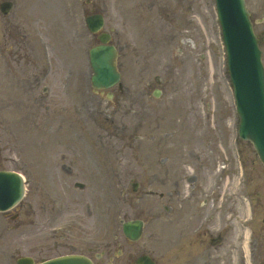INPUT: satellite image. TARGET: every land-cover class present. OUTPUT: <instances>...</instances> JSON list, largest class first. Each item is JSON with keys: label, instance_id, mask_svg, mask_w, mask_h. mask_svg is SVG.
Segmentation results:
<instances>
[{"label": "rangeland", "instance_id": "374dc122", "mask_svg": "<svg viewBox=\"0 0 264 264\" xmlns=\"http://www.w3.org/2000/svg\"><path fill=\"white\" fill-rule=\"evenodd\" d=\"M85 2L15 0L14 11L21 23L1 25L0 19V169L22 172L29 188L16 208L0 213V254L3 256L2 259L0 255V264H10V261L16 264L20 255L49 258L75 252L93 257L102 251L104 255L96 264H128L145 245L153 253L155 250L156 256H162L157 252L159 239L154 231L158 221L148 214L142 215L147 221L144 235L133 246L128 245L120 233L119 218L109 229L105 214L106 189L93 183L108 180L97 172L98 165L94 161L95 155L108 160L104 166L111 169V173L119 171L117 181L124 187H129L132 179L147 182L156 168L146 163L143 168L139 167L140 160L143 161L139 151L156 149L149 134H166L170 130L174 137L162 139L167 146H163V150H172V155L179 154L186 160L183 153L192 149L198 176L208 187L210 183L215 185L223 175V198L214 205L221 213V220L216 224L224 228L226 240L235 241L239 231L237 227L236 233L233 231V215L240 214L242 222L246 223L250 195L253 200L264 202V169L259 159L251 161L254 155L251 143L238 138V115L215 1L193 0V8L178 13L186 22L189 20L180 32L177 30V34L182 33L186 38L174 44L160 42L151 55L143 57L133 54L134 49L140 47L138 41L145 38V25H137L144 14L142 11H129V0ZM247 3L256 20L262 21L264 0H247ZM91 9L105 14V29L113 27L114 38L129 42L134 48L130 54L120 57L123 62L121 82L128 85L131 92L128 102L118 99L110 102L105 94L88 87L90 68L84 57V44H91L94 38L84 25V18ZM160 20V25H152L150 29L164 39L163 34L171 29ZM146 67L151 70L149 73L163 80L165 92L158 99L142 100L139 74ZM44 68L48 73L42 76ZM77 70L79 86L74 88ZM30 84H34L31 90ZM44 86L47 87L45 94ZM39 96L43 100L37 105L35 99ZM146 113L152 119L145 123ZM105 117L107 119L102 121ZM111 118L119 120V126L124 125L127 130V138L117 147L113 146L115 138L110 136L107 126ZM156 122L158 131L154 130ZM142 134L147 135V139L141 141ZM116 149H124L126 153L120 154L133 157L122 159ZM181 159H171L170 168L178 170ZM144 162H147L145 158ZM63 163L69 168V174L63 171ZM182 169L186 170V165ZM76 181L84 182L85 187H77ZM32 197L37 209L34 217L28 208ZM132 202V199L124 203L119 200L114 208L120 204L125 211L135 212L129 207ZM143 202L155 207L153 197ZM58 204H61L60 210ZM257 210L258 216L264 214V203ZM14 213L20 216L12 219ZM184 215L180 221L161 217L164 228H171L169 235L181 234L180 229L186 225ZM49 217L52 219L46 221ZM116 226L119 227L118 243L111 240ZM53 227H62L58 229L64 232L53 237L47 231L52 233ZM108 243V252H114L111 255L105 253ZM121 250L123 253L117 257L115 254H120Z\"/></svg>", "mask_w": 264, "mask_h": 264}, {"label": "water", "instance_id": "95a60500", "mask_svg": "<svg viewBox=\"0 0 264 264\" xmlns=\"http://www.w3.org/2000/svg\"><path fill=\"white\" fill-rule=\"evenodd\" d=\"M236 3L239 6V9H236V14L237 17L239 16V20L241 21L240 22L238 20L239 24L241 25L242 23L241 30L242 32H250L246 20L242 14V11H245L243 7V0H236ZM246 15L248 16L247 13ZM91 23V29L98 30L102 26L103 19L101 16H95L92 18ZM223 26L225 38L229 45L230 60H235L236 62L235 69L238 72V82L240 85H242L246 76L248 75L246 71L247 67L245 65L248 64V60H246L245 57L246 50H252L253 45L257 46V41L253 40L248 43L245 40H240L239 32L233 31L232 25L224 24ZM114 56L115 51L113 47L100 46L92 50V64L95 70V75L93 77L94 85L98 87H108L118 80L119 73L116 71ZM241 88L242 98L239 99V102L242 119L244 121V126H242V134L247 135V137H250L255 141L260 155L264 160V133L261 130L264 126V93L260 91L254 94L253 91H250L245 87ZM8 185L14 191L16 187V178H14V174H0V187L5 190V187ZM16 198V195H13L10 201L13 203ZM0 207H2L1 203ZM130 229V236L132 238H136L139 235V229L134 228V226H131ZM23 261H27L28 264H30V260L28 259ZM47 264H91V262L85 257L75 255L56 259Z\"/></svg>", "mask_w": 264, "mask_h": 264}, {"label": "flooded vegetation", "instance_id": "af4514ba", "mask_svg": "<svg viewBox=\"0 0 264 264\" xmlns=\"http://www.w3.org/2000/svg\"><path fill=\"white\" fill-rule=\"evenodd\" d=\"M7 23L13 24L12 21H9ZM190 183H191L192 188H194L195 183L193 181ZM159 197L161 199L166 198L168 203H171L173 201V197H172L171 193H169V195H166L165 193L161 192V193H159ZM164 206H165V209H169L166 205H164ZM169 212L172 213L173 208L172 209L170 208ZM256 222L257 221H255V224H254L255 227H256ZM198 230H200V229H197V226L193 225V228L191 231V236H194L193 232L198 231ZM262 231H263V229H256L255 233L261 234ZM199 236H201V237L198 239L192 238L189 240V243H188L187 249H186L187 260H188L189 264L190 263L194 264L196 259L199 256H201L208 262V264H210L212 262L211 258H213V257L216 258L220 255L221 252H224L220 249L221 246H215V247L211 246V243H215V242L222 243L221 235H220V233H217L216 235L213 233H210L209 228H204L201 231V233L199 234ZM223 243H224V240H223ZM211 247H213L212 252L210 251ZM199 253H202V254L199 255ZM259 255H261V254H259ZM169 260H171V259L166 258V262H168Z\"/></svg>", "mask_w": 264, "mask_h": 264}]
</instances>
